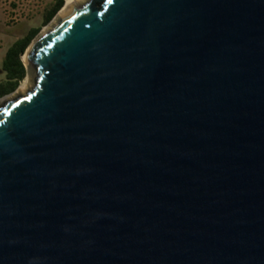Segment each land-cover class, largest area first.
Wrapping results in <instances>:
<instances>
[{
  "label": "water",
  "instance_id": "obj_1",
  "mask_svg": "<svg viewBox=\"0 0 264 264\" xmlns=\"http://www.w3.org/2000/svg\"><path fill=\"white\" fill-rule=\"evenodd\" d=\"M23 56L0 264H264V0H81Z\"/></svg>",
  "mask_w": 264,
  "mask_h": 264
},
{
  "label": "trees",
  "instance_id": "obj_2",
  "mask_svg": "<svg viewBox=\"0 0 264 264\" xmlns=\"http://www.w3.org/2000/svg\"><path fill=\"white\" fill-rule=\"evenodd\" d=\"M64 5L63 0H52L41 14V27L48 25ZM40 28L30 29L23 37L15 40L6 50L1 63L0 100L12 95L24 81L26 73L21 58L38 35Z\"/></svg>",
  "mask_w": 264,
  "mask_h": 264
},
{
  "label": "rangeland",
  "instance_id": "obj_3",
  "mask_svg": "<svg viewBox=\"0 0 264 264\" xmlns=\"http://www.w3.org/2000/svg\"><path fill=\"white\" fill-rule=\"evenodd\" d=\"M51 2H52V0H43L42 4L48 5ZM64 6H65V3L63 5L62 9L64 8ZM42 12L43 11L40 9L33 17L21 22L20 24H18L17 26H15L13 28L7 29L4 25L3 15H2V12L0 10V68H1V63H2V60L4 58V54L7 50V48L16 39L23 37L30 29H33V28H40L38 35L41 34L42 32L46 31L52 25V23L56 20V17L58 15L57 14L48 25L41 27V21H42L41 14H42ZM2 78H3V76L0 73V80ZM31 82H32L31 77L28 75L25 76L24 81L20 84L18 89L11 96H14L18 93L23 92L31 84Z\"/></svg>",
  "mask_w": 264,
  "mask_h": 264
},
{
  "label": "built area",
  "instance_id": "obj_4",
  "mask_svg": "<svg viewBox=\"0 0 264 264\" xmlns=\"http://www.w3.org/2000/svg\"><path fill=\"white\" fill-rule=\"evenodd\" d=\"M42 2L43 0H0L5 27L13 28L33 17L40 9L43 11L46 5Z\"/></svg>",
  "mask_w": 264,
  "mask_h": 264
},
{
  "label": "bare ground",
  "instance_id": "obj_5",
  "mask_svg": "<svg viewBox=\"0 0 264 264\" xmlns=\"http://www.w3.org/2000/svg\"><path fill=\"white\" fill-rule=\"evenodd\" d=\"M81 0H64L65 6L64 8L59 12L57 18L63 13L65 12L67 9H69L70 7H72L73 5H75L76 3H78ZM56 18V19H57ZM22 60L25 61V57H22Z\"/></svg>",
  "mask_w": 264,
  "mask_h": 264
},
{
  "label": "snow or ice",
  "instance_id": "obj_6",
  "mask_svg": "<svg viewBox=\"0 0 264 264\" xmlns=\"http://www.w3.org/2000/svg\"><path fill=\"white\" fill-rule=\"evenodd\" d=\"M109 2H111V0H109Z\"/></svg>",
  "mask_w": 264,
  "mask_h": 264
},
{
  "label": "crops",
  "instance_id": "obj_7",
  "mask_svg": "<svg viewBox=\"0 0 264 264\" xmlns=\"http://www.w3.org/2000/svg\"><path fill=\"white\" fill-rule=\"evenodd\" d=\"M17 40V39H16Z\"/></svg>",
  "mask_w": 264,
  "mask_h": 264
}]
</instances>
